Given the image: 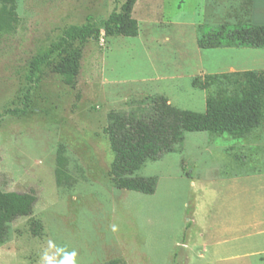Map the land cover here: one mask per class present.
<instances>
[{"label": "rangeland", "instance_id": "obj_1", "mask_svg": "<svg viewBox=\"0 0 264 264\" xmlns=\"http://www.w3.org/2000/svg\"><path fill=\"white\" fill-rule=\"evenodd\" d=\"M122 1L16 0V28L0 40V188L33 192L37 200L31 215L10 223L0 264H48L45 256L53 264L71 257L74 264L115 258L203 264L190 244L200 232L202 177L264 168L263 118L240 137L186 132L173 151L136 172L157 177L153 194L113 186L104 132L110 110L161 95L177 108L203 111L217 89L202 86L206 75L264 69V48L197 45L200 24L248 22L250 0H138L134 37L105 31L104 21ZM87 22L95 30L74 88L49 68L38 80L26 79L38 48L67 26ZM60 146L71 178L61 186L55 180Z\"/></svg>", "mask_w": 264, "mask_h": 264}, {"label": "trees", "instance_id": "obj_2", "mask_svg": "<svg viewBox=\"0 0 264 264\" xmlns=\"http://www.w3.org/2000/svg\"><path fill=\"white\" fill-rule=\"evenodd\" d=\"M138 0H123L104 21L110 35L134 37L137 20L132 16ZM251 4V0H250ZM18 14L16 0H0V40L14 32ZM95 30L94 24L69 25L48 45L38 48L29 59L26 79L38 80L49 68L60 80L74 88L80 70L84 46ZM197 45L201 49L221 46L264 48V24L246 22L238 25L197 26ZM199 85L198 80H194ZM217 89L207 95L205 109L195 111L177 108L161 95L147 96L133 102L127 109H112L107 113L104 128L113 159L108 170L111 183L118 189L153 194L157 177L137 175L146 161L157 160L181 144L186 132H208L242 136L258 127L264 118V69L231 71L206 75L202 86ZM55 180L57 185L71 182L66 170L64 148L57 150ZM33 192L4 191L0 188V246L8 237L10 223L29 216L36 203ZM187 223V227H189ZM39 225L34 222L33 232ZM99 264H127L115 258Z\"/></svg>", "mask_w": 264, "mask_h": 264}, {"label": "crops", "instance_id": "obj_3", "mask_svg": "<svg viewBox=\"0 0 264 264\" xmlns=\"http://www.w3.org/2000/svg\"><path fill=\"white\" fill-rule=\"evenodd\" d=\"M249 22L264 24V0H251ZM219 173L202 177L200 232L190 244L203 264H264V168Z\"/></svg>", "mask_w": 264, "mask_h": 264}, {"label": "clouds", "instance_id": "obj_4", "mask_svg": "<svg viewBox=\"0 0 264 264\" xmlns=\"http://www.w3.org/2000/svg\"><path fill=\"white\" fill-rule=\"evenodd\" d=\"M112 228H113V231L116 230L114 225L112 226ZM43 259L48 260V264H53V260L50 257L45 256V257H43ZM63 264H74V257H71V258L64 260Z\"/></svg>", "mask_w": 264, "mask_h": 264}]
</instances>
